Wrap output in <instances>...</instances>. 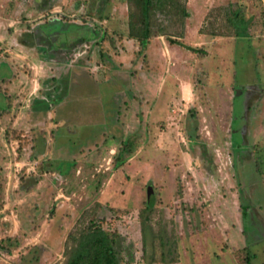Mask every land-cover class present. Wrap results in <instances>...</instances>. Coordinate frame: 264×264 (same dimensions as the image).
<instances>
[{"label":"rangeland","instance_id":"1","mask_svg":"<svg viewBox=\"0 0 264 264\" xmlns=\"http://www.w3.org/2000/svg\"><path fill=\"white\" fill-rule=\"evenodd\" d=\"M178 1L0 0V264H264V0Z\"/></svg>","mask_w":264,"mask_h":264},{"label":"trees","instance_id":"2","mask_svg":"<svg viewBox=\"0 0 264 264\" xmlns=\"http://www.w3.org/2000/svg\"><path fill=\"white\" fill-rule=\"evenodd\" d=\"M132 7L128 16V39L136 42V51L145 57V50L152 37L149 36V19L154 12L167 13L175 9L179 18H185L187 13L178 0H125ZM135 12V13H132ZM235 18L236 16H232ZM240 18V17H239ZM238 18V19H239ZM136 20L139 28L133 29V21ZM240 20V19H239ZM105 40L104 35L100 38ZM191 52L196 50L189 49ZM143 63V61L141 62ZM117 236L107 234L100 227L89 223L80 230L75 237H72L73 245L66 253L63 264H118L117 254L114 249Z\"/></svg>","mask_w":264,"mask_h":264},{"label":"crops","instance_id":"3","mask_svg":"<svg viewBox=\"0 0 264 264\" xmlns=\"http://www.w3.org/2000/svg\"><path fill=\"white\" fill-rule=\"evenodd\" d=\"M145 53H146V50H145ZM145 57H146V55H145ZM97 64H98V66H99L100 68L103 69V67L101 66V64H100L99 62H98ZM105 67H106V71H107V70L112 69V68H113V65H111V64H110V65H105ZM174 78H176V84H175V88H176V90L178 91L179 88H180L182 91L185 92V90H186L185 85L187 86L188 84H187L185 81H183L182 79L180 80L178 76H176V77H174ZM104 80H105V81L108 80V78L105 77L104 73L98 74V76H96V82H97V83H102V82H104ZM178 82H181V83H178ZM177 86H178V88H177ZM188 86H189V85H188ZM113 88H116V86H113ZM114 130H115V131H118V129H115V128H114ZM110 135H112V134H110ZM110 135H109V136H110ZM104 145H105V146H104ZM101 146L103 147L104 152H103L102 156H100L99 159H102L103 156L107 155V152H106V151L109 150L108 148H109L111 145H109V142H107V144H105V142H104V143L101 142Z\"/></svg>","mask_w":264,"mask_h":264}]
</instances>
